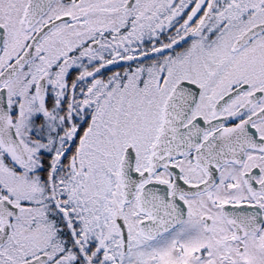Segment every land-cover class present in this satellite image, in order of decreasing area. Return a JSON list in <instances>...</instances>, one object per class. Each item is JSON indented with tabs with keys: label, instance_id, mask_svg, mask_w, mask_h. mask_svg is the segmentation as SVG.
Returning a JSON list of instances; mask_svg holds the SVG:
<instances>
[{
	"label": "snow or ice",
	"instance_id": "obj_1",
	"mask_svg": "<svg viewBox=\"0 0 264 264\" xmlns=\"http://www.w3.org/2000/svg\"><path fill=\"white\" fill-rule=\"evenodd\" d=\"M0 264H264V0H0Z\"/></svg>",
	"mask_w": 264,
	"mask_h": 264
}]
</instances>
